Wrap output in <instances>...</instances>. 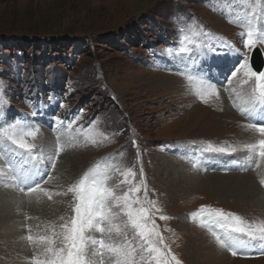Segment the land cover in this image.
<instances>
[{
  "label": "rangeland",
  "instance_id": "rangeland-1",
  "mask_svg": "<svg viewBox=\"0 0 264 264\" xmlns=\"http://www.w3.org/2000/svg\"><path fill=\"white\" fill-rule=\"evenodd\" d=\"M226 7L221 0H0V96L6 101L0 126L18 121L39 127L37 151L49 155L67 141L66 125H73L77 146L60 154L54 172L47 161L39 165L36 178L50 174L53 179L44 187L54 193L109 158L134 167L137 180L142 166L149 199L162 210L154 213L156 224L182 264H264L261 249H249L248 258L232 256L190 219L201 206H211L249 221L264 220L259 183L264 162L253 169L245 152L206 151L209 145L246 143L251 133L236 108L223 109L232 105L228 79L240 57L220 45L226 41L248 51L239 35L243 29L221 11ZM193 23L222 41L201 35L198 39L215 50L205 48L189 58L179 50L182 29ZM256 48L264 53V44H257L249 53L251 64ZM187 66L206 74L220 91L219 101L205 105L190 93L178 74ZM81 133L101 142L92 145ZM11 159L0 152V168L7 171ZM22 159L12 162L19 165ZM121 179L116 173L110 183ZM28 186L22 193L0 183V264H28L34 255L23 238L25 224L35 232L38 224L42 229L71 215L70 194L49 201L27 196ZM25 214L34 219L26 221ZM160 214L170 219L160 220Z\"/></svg>",
  "mask_w": 264,
  "mask_h": 264
},
{
  "label": "snow or ice",
  "instance_id": "snow-or-ice-1",
  "mask_svg": "<svg viewBox=\"0 0 264 264\" xmlns=\"http://www.w3.org/2000/svg\"><path fill=\"white\" fill-rule=\"evenodd\" d=\"M221 2L227 5L221 11L229 23L243 29L239 35L244 48L248 50L241 53L226 41L220 45L240 57L230 71L227 89L229 99L232 106L249 121L243 125L245 130L254 133L256 138L239 145H209L206 151L226 155L245 152L248 155L244 159L252 161L253 169H259L264 162V70L252 66L249 53L257 44H264V24L261 23L264 20V0ZM182 32V47L179 51L189 58L193 52H202L205 48L215 50L211 43L198 39L201 35L209 41H222V38L212 36L195 23L182 29ZM178 74L200 102L207 105L213 100H220V91L206 78V74L194 72L191 66ZM5 103L3 96H0V107ZM57 124L64 125V121L57 120ZM66 129L69 133L67 141L57 143L53 152L46 155L43 149L37 151L39 127L18 121L0 126V152L12 154L7 171L0 168V183L5 187L18 188L22 193L25 192L23 185H29L27 196L35 194L49 201L54 196H72L69 203L71 215L60 216V223L50 222L42 229L38 224L35 232L31 224H25L27 234L23 238L34 251L28 264H182L156 224L154 213H161L162 210L155 201L149 199L142 166L137 180L138 173L134 167H121L113 162L114 158H109L87 170L65 191L55 193L44 187L53 179L50 174L46 172L45 178H36L39 165L47 161L48 171L54 172L60 154L66 148L77 146L72 135L73 125L69 123ZM81 134L92 145L101 142L91 133ZM99 135L108 139L102 132ZM139 155L138 149L137 159ZM17 156L23 157L19 165L12 162ZM25 165L30 167L26 168ZM193 167L199 168V164L193 162ZM116 173L122 179L119 184L113 185L110 181ZM259 183L264 186V176ZM121 184L127 186L123 191L118 190ZM33 219L25 214L26 221ZM159 219L167 221L170 217L160 214ZM190 219L206 229L216 244L232 256L248 258V250L253 248L261 249L260 254L264 255V220L249 221L236 213L211 206H201L191 214Z\"/></svg>",
  "mask_w": 264,
  "mask_h": 264
},
{
  "label": "water",
  "instance_id": "water-1",
  "mask_svg": "<svg viewBox=\"0 0 264 264\" xmlns=\"http://www.w3.org/2000/svg\"><path fill=\"white\" fill-rule=\"evenodd\" d=\"M252 66L257 70H264V54L260 48H256L251 58Z\"/></svg>",
  "mask_w": 264,
  "mask_h": 264
},
{
  "label": "bare ground",
  "instance_id": "bare-ground-1",
  "mask_svg": "<svg viewBox=\"0 0 264 264\" xmlns=\"http://www.w3.org/2000/svg\"><path fill=\"white\" fill-rule=\"evenodd\" d=\"M173 78V77H172ZM156 80V79H155ZM163 80V79H162ZM173 81V80H172ZM181 83V82H180ZM162 85V84H161ZM179 85V84H178ZM183 85V84H182ZM163 87V86H162ZM160 88V87H159ZM151 91V90H150ZM202 103V102H201ZM223 109H224V111H227V110H230V109H232V105L231 104H229V105H226V106H223ZM215 116V115H214ZM245 129V128H244ZM247 134V138H245V141L246 142H250L248 139V137H249V135H251V133H246ZM234 136H236V135H234ZM241 138H242V136H241ZM243 139V138H242ZM7 228H5V230H6ZM8 229H9V226H8ZM7 229V230H8Z\"/></svg>",
  "mask_w": 264,
  "mask_h": 264
}]
</instances>
